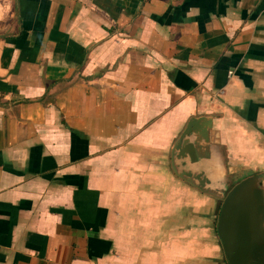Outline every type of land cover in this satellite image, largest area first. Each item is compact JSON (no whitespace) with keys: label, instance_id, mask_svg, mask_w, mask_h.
I'll list each match as a JSON object with an SVG mask.
<instances>
[{"label":"crops","instance_id":"crops-1","mask_svg":"<svg viewBox=\"0 0 264 264\" xmlns=\"http://www.w3.org/2000/svg\"><path fill=\"white\" fill-rule=\"evenodd\" d=\"M253 175L264 0H0V264H228Z\"/></svg>","mask_w":264,"mask_h":264},{"label":"water","instance_id":"water-1","mask_svg":"<svg viewBox=\"0 0 264 264\" xmlns=\"http://www.w3.org/2000/svg\"><path fill=\"white\" fill-rule=\"evenodd\" d=\"M196 124V119L189 121L179 143L195 130ZM205 136L208 138L207 134ZM203 184L204 181L197 183L200 188ZM217 232L228 264H264V182L261 175L239 181L224 196Z\"/></svg>","mask_w":264,"mask_h":264}]
</instances>
